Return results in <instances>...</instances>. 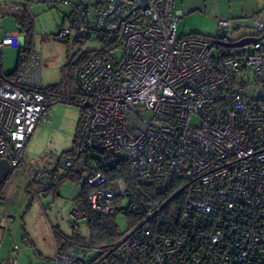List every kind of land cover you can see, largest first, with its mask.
I'll return each instance as SVG.
<instances>
[{"label":"built area","instance_id":"1","mask_svg":"<svg viewBox=\"0 0 264 264\" xmlns=\"http://www.w3.org/2000/svg\"><path fill=\"white\" fill-rule=\"evenodd\" d=\"M46 2L68 11L57 41L102 46L77 72L83 96L70 99L88 119L69 225L77 231L89 213L122 215L129 225L111 248L73 243L66 259L264 264V18L252 19L256 41L248 54H222L209 38L178 37L174 0H146L142 9L139 0ZM6 16L0 9V161L13 170L24 166L35 195L67 176L73 159L62 156L47 169L23 163L56 99L45 94L35 51L18 71L3 74L2 50L18 44L15 33L3 32ZM218 29L226 37L235 30L230 22ZM172 190L186 193L178 228L154 233ZM1 264L17 263L9 257Z\"/></svg>","mask_w":264,"mask_h":264},{"label":"rangeland","instance_id":"2","mask_svg":"<svg viewBox=\"0 0 264 264\" xmlns=\"http://www.w3.org/2000/svg\"><path fill=\"white\" fill-rule=\"evenodd\" d=\"M185 1L174 0L173 3L174 12L177 10L183 12L177 27V35L182 39L190 36L215 37L222 34L225 36V33L218 29L219 22L232 23L235 30L231 35H227L231 42L254 38L252 19L257 16L264 18V0H191L188 3ZM0 9H4L7 14L2 21L3 32L15 33L18 36V44L14 48L2 50L3 74L9 76L15 71L17 53L24 44V38L19 35L21 21L26 17L33 36V49L43 61L41 74L43 88L49 90L62 85L63 82L66 83V89L60 92L57 101L48 108V123L35 128L23 155L24 165L29 161H35L39 166L48 168L76 148L77 137L83 130L84 109L69 101L78 98L79 94L74 92L68 83L80 70L78 65L84 56L101 50L102 46L93 42L79 46L57 41L61 29L67 27L65 17L68 11L51 7L46 0H0ZM250 50L251 45L230 49L228 53L248 54ZM77 86L76 83L75 87ZM144 116L148 117L147 114ZM192 123L197 124L196 121ZM9 179V183L14 185L13 193L16 189L19 191L28 179L24 166L15 169ZM55 191L47 196L40 194L39 199L35 196L33 200L28 198L27 212L21 217L20 232L22 233L23 228V235L24 233L32 235L36 245L35 248L26 249V252L34 254L35 257L39 253L47 264H54L57 250L52 239L47 238L51 228L63 236L79 234L86 240L89 238L86 224L80 226L77 231H73L69 225L72 202L81 191L79 184L63 179ZM115 224L120 234L129 226L127 219L122 215L116 216Z\"/></svg>","mask_w":264,"mask_h":264},{"label":"trees","instance_id":"3","mask_svg":"<svg viewBox=\"0 0 264 264\" xmlns=\"http://www.w3.org/2000/svg\"><path fill=\"white\" fill-rule=\"evenodd\" d=\"M21 28L19 31V35L24 38V46L19 49L17 53V63L15 71H18L26 62L28 55L34 51L33 49V36L30 30L29 20L25 17L23 21H21ZM190 37H200V36H190ZM213 41L214 46L218 49L222 54H226L230 52V49L225 48V44L227 43H235L231 42L227 39V37L223 35H217L215 37H206ZM258 38H264V34H261ZM90 54H86L78 65L79 69L88 61ZM69 65L67 66V68ZM78 69V70H79ZM77 73V72H76ZM77 83L74 76L70 78L68 83L69 87L75 92L79 94V96H83L79 86L75 87ZM66 83H62V85L55 86L49 90H45V94L47 98L53 97L57 99L65 87ZM75 99V98H74ZM73 99V100H74ZM57 101V100H56ZM71 101V100H69ZM72 102V101H71ZM73 103H75L73 101ZM88 119V111L84 109V121L82 122V129L85 127V123ZM83 132V130H82ZM82 132L78 135L76 141V148L73 152L63 155V156H70L73 159V165L70 173L65 176L63 179H68L74 183H79L81 172H82V158L80 155V143ZM47 169V167L45 168ZM60 180L58 183L52 185L47 191H54L57 186L62 183ZM177 182V181H176ZM176 182L173 183V188L175 187ZM3 186H0V194L2 191ZM185 192L181 191L178 194L174 195L173 190L168 194L167 198L168 201L165 204L162 215L158 222H156L152 226V231L154 233L160 235H172L178 228L177 218L181 213L184 207L185 201ZM116 216H102L95 213H89L88 220L86 222V226L89 230V238L88 240L82 238L79 234H74L71 237L67 238V236H63L59 233V231L54 230V244L57 247L56 256L53 260L55 264H72L71 261L66 259V253L72 249V244H82L89 246L91 248H95L98 250H107L112 247V245L119 239L120 233L118 228L115 224ZM38 259L43 260L40 254L37 255Z\"/></svg>","mask_w":264,"mask_h":264},{"label":"crops","instance_id":"4","mask_svg":"<svg viewBox=\"0 0 264 264\" xmlns=\"http://www.w3.org/2000/svg\"><path fill=\"white\" fill-rule=\"evenodd\" d=\"M190 1L191 0H186L185 2L188 3ZM188 12L191 13V11ZM174 13L177 14L179 18L183 14L181 10H177ZM9 180L10 179H8L5 182V184L2 185L3 188L0 194V210L2 211V217H3L2 226L0 227V264L3 263L9 257L15 258L17 264H39L45 260L44 259L40 260L38 259L37 256L35 257L34 254L31 255L30 253L26 252V249L35 248L36 245H35L34 237L32 235L25 233L23 235L22 234L24 232L23 228H22V233L20 232L22 226L21 217L23 214L25 215V213L27 212V203L29 201L28 198L33 200L35 196L39 199L40 194H44V196H47L51 192H56V191L55 190L47 191L48 190L47 189L45 192H40V193H36L35 195H32L28 190V182L26 180V183H24L20 189L18 188L19 191L16 189L15 192L16 194H15L13 193L14 185L12 186L11 183H9ZM53 234H54V230L51 228L50 232L47 235V238H51L52 243L54 244ZM25 242H27L30 245V247L23 246ZM16 246H18L20 250L18 252H13V249ZM40 256L42 257V255Z\"/></svg>","mask_w":264,"mask_h":264},{"label":"water","instance_id":"5","mask_svg":"<svg viewBox=\"0 0 264 264\" xmlns=\"http://www.w3.org/2000/svg\"><path fill=\"white\" fill-rule=\"evenodd\" d=\"M146 6V0H139L138 9H142ZM256 41L255 38H244L235 43H227L225 44V48L227 49H236V48H244L250 46L252 43ZM77 77V73L75 74V79ZM14 170L10 168V166L5 161H0V186L4 185L5 182L10 178L13 174ZM3 217L2 211L0 210V227L2 226ZM40 264H47L46 261H42Z\"/></svg>","mask_w":264,"mask_h":264}]
</instances>
